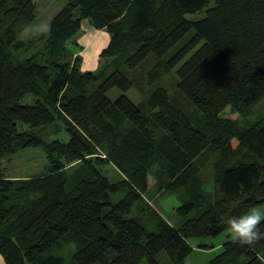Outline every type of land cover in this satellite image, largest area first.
Masks as SVG:
<instances>
[{
    "label": "trees",
    "instance_id": "obj_1",
    "mask_svg": "<svg viewBox=\"0 0 264 264\" xmlns=\"http://www.w3.org/2000/svg\"><path fill=\"white\" fill-rule=\"evenodd\" d=\"M36 8V0H0V163L39 145L50 160L45 172L29 177L0 168L6 264H65L57 252L69 242L71 264H162L161 252L187 264L191 237L216 235L229 218L264 205V116L240 125L264 96V0H67L46 24L43 49L19 57L16 50L33 44L21 35ZM203 8L200 18L186 15ZM83 20L110 34L97 70L83 68L82 48L70 49L80 46ZM150 54L156 62L149 80L161 66L175 68L179 92L202 115L162 85L135 102L127 94L133 81L121 68L105 73L118 61L142 63L141 70ZM113 87L120 90L114 99ZM28 93L34 101L22 102ZM58 121L67 140L36 131ZM214 152L209 190L203 170ZM79 162L88 174L68 189V164ZM108 163L121 179L102 170ZM151 190L178 192V211L194 214L175 226L152 208L156 230H149L131 213ZM118 191L124 194L114 201ZM203 264H264V239L250 246L227 239Z\"/></svg>",
    "mask_w": 264,
    "mask_h": 264
},
{
    "label": "rangeland",
    "instance_id": "obj_2",
    "mask_svg": "<svg viewBox=\"0 0 264 264\" xmlns=\"http://www.w3.org/2000/svg\"><path fill=\"white\" fill-rule=\"evenodd\" d=\"M37 8H36V17L33 22L25 29L22 33L21 38L26 40L33 41L34 46L30 45L27 48H21L20 50H16L19 57H24L30 55L33 52L41 51L43 45L45 43V36L48 33L47 22H49L53 16L67 3V0H36ZM213 2H211L212 4ZM205 14V8L196 12L187 13L188 18H200ZM109 34V32H106ZM110 35V34H109ZM190 36V33L184 36L181 40L177 42V44L166 54V56L172 54L180 45L187 40ZM99 39L103 40V38L99 35ZM94 40V39H93ZM109 40V38H108ZM79 41V40H78ZM80 42V41H79ZM108 42V41H107ZM83 43L80 42V46H72L70 47L71 51H76L75 48L80 49L83 48ZM105 44V43H104ZM107 44V43H106ZM105 44V45H106ZM104 46V45H101ZM96 48L92 50H88L89 57L86 58L87 65L82 66L84 69H92L97 70L101 63V59L99 54H97ZM100 52V51H99ZM152 54L148 56V60L142 69L140 70L141 64H138L134 68L128 67L124 62L118 61L117 65H110L105 69V73L110 72L113 68L117 66L121 68L133 81V86L127 91V94L135 101L142 102L147 96L153 91L156 87L162 85L167 88L169 93L174 96L178 103L185 107V109L197 110L193 103H190L185 100L184 96L179 92V88L177 86V75L175 73V68L165 69L164 66L159 67L158 69V77L156 80H149L150 74L148 70L152 65L155 64L156 60L152 58ZM137 79V81H135ZM97 83H94L91 88H94ZM120 90L118 87H113L108 91V95L114 99ZM34 94L28 93L22 99V102L32 103L34 101ZM200 115L203 114L201 110L198 111ZM264 116V96L257 103L254 108V111L240 118V125L244 128L248 126L250 122H254ZM59 124L55 126L54 124H49L44 128H36V131L41 132L43 137L48 140H52L54 138H59L61 140H67L69 138L68 133H66L63 122L58 121ZM60 127L59 130L57 128ZM218 152H214L213 154H208L206 159V163L204 165V173L206 178L205 187L207 189H212L214 185L213 175H214V167L213 164L218 159ZM204 159V160H205ZM50 160L48 156L47 148L44 146H27L11 157H4L1 159L0 168L4 170V172L11 177H29L39 173H43L47 170V166H49ZM90 170V168H89ZM102 170L112 179L117 180L123 177V173L118 170V168L113 163H108L102 166ZM88 174V167L84 162L68 164V180L66 182V187L72 188L76 186L80 179ZM124 191H118L117 193H113L111 195L112 199L118 200ZM178 192H167L166 194H161L158 190H151L147 192L143 198L137 201V203L133 207L132 215L137 216L138 220L146 226L149 230H156V222L155 216L151 213V209H155L165 217L171 224L175 226H179L188 216L194 214L191 212L189 215L181 214L177 207L181 204V200L179 199ZM253 208H257L262 213H264V205H257ZM227 239H233V237L229 234L228 229L223 230L222 232L212 235H204L201 237H191L190 242L194 246L192 253L190 254L187 264H203L212 258L214 255L219 253L222 250V244ZM74 242H69L64 245V248L59 249L57 253L62 254L64 256V263L71 264L73 257L72 251L74 249ZM261 252V251H260ZM158 258L162 264H173L172 261L169 260L165 252H161L158 255ZM139 264H147V261L144 259Z\"/></svg>",
    "mask_w": 264,
    "mask_h": 264
},
{
    "label": "clouds",
    "instance_id": "obj_3",
    "mask_svg": "<svg viewBox=\"0 0 264 264\" xmlns=\"http://www.w3.org/2000/svg\"><path fill=\"white\" fill-rule=\"evenodd\" d=\"M262 221H264V213L257 208H251L240 216L229 218L227 229L234 241L242 246H250L264 239V231L260 229Z\"/></svg>",
    "mask_w": 264,
    "mask_h": 264
},
{
    "label": "crops",
    "instance_id": "obj_4",
    "mask_svg": "<svg viewBox=\"0 0 264 264\" xmlns=\"http://www.w3.org/2000/svg\"><path fill=\"white\" fill-rule=\"evenodd\" d=\"M106 29H97L92 26L88 20L82 21V28L78 34V40L82 42L83 48L78 50V53L83 57V65H87L86 58L89 57L88 50L96 48L97 54H99L100 49L103 47L101 45H105L108 41L109 34L106 33ZM99 35L103 38V40L99 39ZM94 39V40H93ZM105 43V44H104ZM87 62V63H86ZM0 264H6L3 255L0 252Z\"/></svg>",
    "mask_w": 264,
    "mask_h": 264
}]
</instances>
